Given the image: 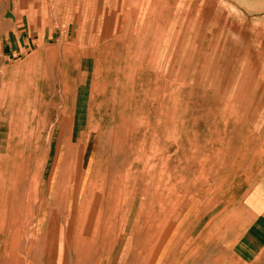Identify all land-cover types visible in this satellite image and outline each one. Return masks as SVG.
<instances>
[{
    "label": "rangeland",
    "instance_id": "obj_1",
    "mask_svg": "<svg viewBox=\"0 0 264 264\" xmlns=\"http://www.w3.org/2000/svg\"><path fill=\"white\" fill-rule=\"evenodd\" d=\"M3 46L0 264H133L113 242L138 209L139 264H244L230 252L264 214V0H0ZM88 187L132 210L79 223ZM74 221L106 228L102 257L58 249Z\"/></svg>",
    "mask_w": 264,
    "mask_h": 264
},
{
    "label": "crops",
    "instance_id": "obj_2",
    "mask_svg": "<svg viewBox=\"0 0 264 264\" xmlns=\"http://www.w3.org/2000/svg\"><path fill=\"white\" fill-rule=\"evenodd\" d=\"M4 49L5 46L1 47L0 57L6 58V56H4ZM132 197V195H128L126 192H124V190L109 192L107 190L101 189L93 191L92 188L89 189L88 187L85 191L83 202L80 203L76 193L72 201V206L74 209L80 203V215H78L79 223L83 222V215H86L85 213L90 208V206L93 207L94 211L95 208L98 207V205H103V207L109 211L108 218L114 216L119 217V220H122L125 218L126 214L130 212L131 204H129L128 199L132 200ZM83 211L84 213H82ZM139 217L140 209L136 210L134 213L130 231H126L125 226L124 234H122V236L119 233L122 231V224L120 223L119 229L117 228V238L115 237L113 242V247L116 246L117 249H120L121 251L125 250L131 245L134 246V248L131 249L133 264H139L140 259H142L143 261L144 259L146 260L151 257V254L149 253V251L151 250V246L143 247V234L141 232L142 229L138 226ZM253 220L254 221L251 220L248 223V230L245 234L247 241H251L253 243L251 244L252 246L248 245L250 243L247 242L246 246L248 245V248H246L245 250H233L230 252L231 255L236 252L235 256H232L234 258L237 257L238 262L240 261L244 264H252L264 249V214L255 216ZM164 222L166 223V219L164 220ZM70 225L71 226L66 234L69 236L67 239L68 241L64 246L58 245L59 250L69 248L71 254H76L77 260H80L79 256H85L86 258H91L92 255L94 256L95 254L99 255V257L103 256L106 241L108 242V240L110 239L109 236H106V228L104 226H99L100 224L98 222H95L93 224L91 223V221L87 223L85 230H83L81 226L78 229V224L75 223V221ZM167 232L168 231H166L165 234H167ZM98 233H101V235H97ZM82 234H85V236L83 237ZM3 253L4 250L0 252V255H2ZM190 254L191 252H189L187 255H184V261L189 257ZM152 261L153 257L150 262ZM140 264H142V262H140Z\"/></svg>",
    "mask_w": 264,
    "mask_h": 264
}]
</instances>
